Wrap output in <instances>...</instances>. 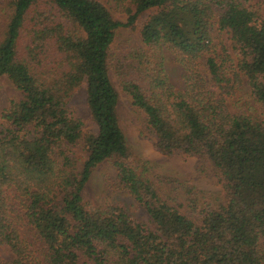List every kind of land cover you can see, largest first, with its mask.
<instances>
[{"label": "trees", "instance_id": "obj_1", "mask_svg": "<svg viewBox=\"0 0 264 264\" xmlns=\"http://www.w3.org/2000/svg\"><path fill=\"white\" fill-rule=\"evenodd\" d=\"M0 0V77L22 93L0 115V264H264V16L253 0ZM141 45L114 51L122 28ZM228 42L230 44H228ZM168 55L185 69L177 89ZM110 70L163 155L198 159L225 201L186 187L176 205L168 178L131 150ZM86 85L97 133L70 108ZM86 152L83 161L74 149ZM109 163L123 206L84 199ZM170 192V191H169Z\"/></svg>", "mask_w": 264, "mask_h": 264}, {"label": "rangeland", "instance_id": "obj_2", "mask_svg": "<svg viewBox=\"0 0 264 264\" xmlns=\"http://www.w3.org/2000/svg\"><path fill=\"white\" fill-rule=\"evenodd\" d=\"M104 3L112 12L113 16L120 22H127L123 8L115 2L98 0ZM257 4L264 16V0H253ZM157 13V10H150L142 14L135 29H120L115 44L114 51H121L130 46L141 45L140 32L143 25ZM228 44H230L228 42ZM166 68L171 79V83L177 88L182 89L186 85L185 69L178 64L174 56L168 55ZM111 80L120 95L119 119L121 127L126 135L127 141L135 156L146 165L150 175L156 178H168L172 183H164L165 198L176 205L183 203L186 198V187L192 186L204 193L208 202L215 207L225 201V195L217 177L208 173L201 175L198 172V159L181 155L166 156L155 148V140L146 132L144 118L134 109L132 101L121 88V85L110 70ZM22 98V93L13 85L7 77H0V115L8 108L11 101ZM70 108L74 116L84 122V129L89 133H97L98 128L94 123L88 103L86 85L77 90L70 101ZM75 153L86 159V152L81 149H74ZM116 175L111 164H102L93 174L91 180L84 189L83 196L87 203L97 207H104L108 203H115L123 206L131 215L142 222L148 223L149 216L146 211L138 206L129 196L120 193H112L109 178ZM170 191V192H169ZM81 264H93L86 258L82 259Z\"/></svg>", "mask_w": 264, "mask_h": 264}]
</instances>
